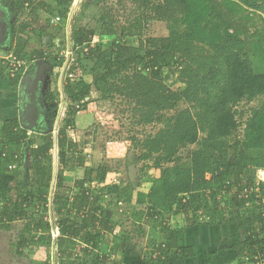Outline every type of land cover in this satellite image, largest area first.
Here are the masks:
<instances>
[{
  "label": "trees",
  "instance_id": "16d2710c",
  "mask_svg": "<svg viewBox=\"0 0 264 264\" xmlns=\"http://www.w3.org/2000/svg\"><path fill=\"white\" fill-rule=\"evenodd\" d=\"M130 1L137 3L139 13L123 28L120 38L115 29L118 21L110 15L100 18L97 29L74 26L73 48L86 46L89 58L97 56L105 72L91 82L81 79L75 87L69 78L64 87L68 106L57 142L53 131H41L55 128L59 90L49 91L42 98L36 96L44 106L37 112L41 120L30 124L32 117H15L0 124V149L8 156L9 167L14 164L21 168L29 148L36 170L34 181L21 185L26 196L5 201L0 228L11 231L12 225L21 221L17 255L23 256L25 247L35 244H55L60 264H112L101 254L91 259L101 240L112 236L119 244L133 242L130 233L120 231L122 221H117L113 213L107 214L120 204L132 203L135 183L129 177L126 184L123 178L120 184H107L111 168L105 162L86 166L72 137L78 113L97 93L111 103L121 97L123 113L130 114L136 127L160 126L154 134L130 139L137 153L131 165L144 163L147 169L161 172L148 193L138 192V209L133 213L140 236H146L145 224L156 234L149 241L152 249L144 264L199 261L198 249L184 243L180 236L197 226L231 227L235 242L230 249L243 260L240 263L264 264V105L250 111L243 138H236L246 116L241 104L264 96V0ZM72 4L73 0H51V15L64 22ZM19 6L24 8L25 3ZM45 9V4L30 3L31 20L17 31L28 34L20 35L14 49L18 60L25 61L30 55L33 61L47 62L49 53L44 47H52L55 36H47L39 26L40 12ZM245 10L252 15H244ZM256 15L261 28L256 26ZM157 22L168 24L167 36L157 37L150 30ZM61 28L58 25L56 30ZM97 35L115 38L112 47H91ZM30 39L37 46L27 52ZM129 39L132 44L127 43ZM58 57L61 67L64 57ZM76 64L77 60L70 70L72 78L76 76ZM10 69L9 74H0V81L16 89L22 69L15 74ZM176 81L178 90L171 87ZM39 104H31L29 112ZM183 104L188 107L181 108ZM56 143L59 166L52 192ZM77 169L83 174L72 185L67 184V174ZM35 197L37 203L33 205ZM36 208H42L40 218L33 216ZM50 209L54 223L49 218ZM172 218H182L185 224L174 228ZM242 231L245 237L239 240ZM214 255L199 264H211Z\"/></svg>",
  "mask_w": 264,
  "mask_h": 264
},
{
  "label": "rangeland",
  "instance_id": "374dc122",
  "mask_svg": "<svg viewBox=\"0 0 264 264\" xmlns=\"http://www.w3.org/2000/svg\"><path fill=\"white\" fill-rule=\"evenodd\" d=\"M94 1H97L96 5L94 4ZM23 2L25 3V6L24 8H21L19 5ZM30 3L37 4V6L41 4L46 5V9L43 10L45 13L40 12L42 18L40 19L41 23H39V26L44 29L47 36L53 35L55 38H53L52 47H48V45L44 47L49 53L47 62L42 64L40 60L33 61L32 57L28 55L25 60L26 64L21 68L22 71L20 74L22 78L25 79V85L26 82L28 83L27 86L29 87V93H37L39 98L46 96L49 91L59 90V109L57 112L55 128L54 130L48 128L41 131L43 134L53 131L56 141L60 122L65 116L66 108L68 106L66 93L64 92V87L69 81V72L66 76V70L68 67H66V65L69 64L68 62H70L71 65L77 60L76 76L75 78H72L73 81L71 82L73 87H75L77 82L81 79L86 82H91L95 76L105 72V66L100 62L97 56L89 58L86 46L80 47L78 50L73 48L71 36L74 26H85L89 27L87 29H97L100 18L104 15H110L118 21L115 24V29L119 36L118 38H120L123 28L130 25L131 21L139 13V10L137 3L130 0H73L69 18L62 22L63 20L51 15V8L54 9V6H50L51 0H0V58L3 61V63L0 64V74L2 75L9 74V71L11 70V64L5 57L15 55L14 49L17 47L18 39L20 37L19 34L17 35V31H20L22 25L31 20L32 10L31 12L29 10ZM243 14L252 15V12L250 10H245ZM257 16L258 15L255 16V23L257 24V28H261L262 23ZM53 19H55V22ZM58 25L62 26L60 31L56 30ZM254 28L252 29L253 31ZM150 30L157 37H165L168 35L169 29L167 23L157 22L151 26ZM114 39L106 37L102 38L97 35L89 45L91 47L97 46V48L103 47L104 49H109L112 47ZM30 40L31 42L27 47V52L32 51L37 46L35 40ZM132 42L131 39L127 40L128 44H132ZM61 46H66V48L62 50L60 49ZM56 57L61 59L64 57L61 67L58 66L59 61L56 60ZM44 68L47 69L46 73L45 75H41ZM12 69L15 74L17 69H14L13 67ZM179 86L178 81L171 85L175 90L180 89ZM19 91L20 86L14 89L7 82L0 81V124L3 120L10 117L21 119L23 113H21V106L18 103L19 101L15 103L16 108L14 107L12 111H9L11 110L10 106H12L14 101L12 97L13 95H18V98L15 99H19ZM90 99V103H87V106L85 105L83 108L84 110L78 113L76 117V131L72 134L73 139L79 144V151L82 152L80 155L86 159V166L92 167L102 162L108 164L111 168V172L107 176V184L111 183L114 176L119 175L124 179L125 184L130 177L136 185V191L132 203L130 205L120 204L114 209H111L109 214H107L108 216L114 214L116 215L117 221H122L123 227H121L120 231L130 233L134 238L133 242H122L119 244L114 241L112 236H105L101 240L99 250L94 253L91 259L96 255L101 254L102 256L107 257L108 261H111L112 264H144L148 257V252L152 249L149 245V241H152L156 234L152 233L149 224H145L144 231L146 236H140L137 232L138 225L134 220L133 213L138 209V192L148 193L154 180L161 176V172L155 169H147L146 164L144 163L135 166L131 165V162L137 158V153L134 150V145L130 139L132 136L142 138L143 136L154 134L160 129V126L147 128L136 127L130 119V114L127 112L123 113L124 107L121 104V101H123L121 97H118L113 103H111L109 101H103L101 95L93 93ZM38 103L40 104L33 108L31 111L32 113H27L28 109L24 110V118L22 119L28 117L29 114V116L32 117L29 119L30 124L37 120L38 110L41 112L44 107L41 104V101H38ZM262 105H264V96L251 103L241 104V109L246 112V116L241 120L243 126L237 133V140L243 138L245 123L251 113L250 111L258 109ZM187 107V104L181 106V108ZM41 117L38 120H41ZM34 135L37 136L38 132H35ZM233 143H235V141H233ZM58 152L56 143L53 148V173L52 180L50 181L52 192L55 189L57 182L59 166ZM7 158V154L3 153L0 149V212L3 210L5 201L9 199L15 200L18 197L22 198L26 196L24 190L21 189V185H28L33 182L36 173V170L32 168L33 158L30 154L29 148H27V153L21 168H18L14 164L9 167ZM231 160L233 159L231 158ZM262 172V175L264 176V171ZM82 174V169H77L74 172L68 173L66 176L67 184L72 185L74 179ZM259 184V182L256 184L257 187H259ZM257 191H259V189ZM250 192L252 193L254 191ZM245 193L246 195H249L248 192ZM32 202L34 203L33 205H36V197L32 198ZM40 209L42 208H36L33 211V216L35 218L41 217L42 213L39 211ZM49 218H51L52 223L55 222L51 209L49 211ZM171 224L174 228H176L177 225V227L180 228L185 224V221L182 218H172ZM214 228L216 229V237L207 239L210 241L208 244L204 241L202 245H200L198 250L199 261H191L190 264H199V262L202 263L207 261L209 253H214L217 249L221 252L216 254L220 259L219 262H217L218 264H239L241 259H237L235 252L230 249L235 242V238L232 236L233 229H231V227ZM22 229L23 223L21 221L14 223L11 231H6L0 228V264H43L45 261H49L51 264H60L55 244L51 245V247L42 244H35L31 247H25L23 256L17 255L15 244L19 241ZM53 234L55 237V230L53 231ZM244 234V231H242L239 234L238 239L243 240L245 237ZM77 252L78 250H76L75 254ZM75 254H73L74 257ZM74 257L72 259H74ZM214 257L212 258L213 262L211 264H216V262H214ZM79 260H82V258ZM82 263V261H77V264ZM180 264H187V262H182Z\"/></svg>",
  "mask_w": 264,
  "mask_h": 264
},
{
  "label": "crops",
  "instance_id": "0c3cea01",
  "mask_svg": "<svg viewBox=\"0 0 264 264\" xmlns=\"http://www.w3.org/2000/svg\"><path fill=\"white\" fill-rule=\"evenodd\" d=\"M18 34H19V36L20 35H23V37H27L28 36V34H26V33L20 34V32H17V35ZM18 42H19V39H18ZM22 80H23V78L21 79V81ZM16 98H18V97H16ZM12 99H14V101H13L12 106H10L11 107V110H9V111H12V109L14 107L16 108V104L15 103H17V101H18V99H15V96L14 95H13ZM7 119H14V117H10V118H7ZM51 197H52V195H51ZM222 227H219V228H222ZM226 227H228V226H226ZM216 235H217L216 234V229L214 227H209V226H197V227L191 228L189 230H186L185 232H183V233L180 234V236L183 238V242L184 243L189 244V245H192V246H195L198 250L200 248V245H202V243L204 241H206L207 244H208V242H210V241H208L207 239H212V238L216 237ZM184 240H186V241H184ZM214 252H215V255L214 256H216V254H218L220 252V250L217 249ZM211 253H213V252H210L209 255ZM221 255H220V258H221ZM219 260H220L219 257H217V256L214 257V262H216V264H218L217 262H219Z\"/></svg>",
  "mask_w": 264,
  "mask_h": 264
},
{
  "label": "built area",
  "instance_id": "2783aa9c",
  "mask_svg": "<svg viewBox=\"0 0 264 264\" xmlns=\"http://www.w3.org/2000/svg\"><path fill=\"white\" fill-rule=\"evenodd\" d=\"M53 21L55 22V19H53ZM5 58H6V60H8L10 62V64H11L10 68L13 67L14 69L16 68L18 70V69H21L26 64V61L18 60V58L15 55H11V56H8V57H5ZM2 63H3V61L0 58V64H2ZM68 63L69 64L66 65V67L68 66L67 70H66V76H67V73L69 72L68 73L69 78L72 79V76L70 74V70H71L70 66L72 67V64L70 65V62H68ZM120 181H121V177L119 175H116V176L113 177V180L109 184H120Z\"/></svg>",
  "mask_w": 264,
  "mask_h": 264
},
{
  "label": "water",
  "instance_id": "95a60500",
  "mask_svg": "<svg viewBox=\"0 0 264 264\" xmlns=\"http://www.w3.org/2000/svg\"><path fill=\"white\" fill-rule=\"evenodd\" d=\"M24 80L25 79H23L22 81H21V85H20V99H21V103H20V106H21V113H23L22 114V118H24V110H26L27 109V107H28V105H31V104H33L32 102L34 101V99L36 98V96H35V94L34 93H31L30 95H29V97H30V99H28L27 98V95H24V94H26L27 92H25V82H24ZM25 98V99H24ZM24 99V100H23ZM29 101H30V103H29ZM55 233H56V231H55Z\"/></svg>",
  "mask_w": 264,
  "mask_h": 264
},
{
  "label": "flooded vegetation",
  "instance_id": "af4514ba",
  "mask_svg": "<svg viewBox=\"0 0 264 264\" xmlns=\"http://www.w3.org/2000/svg\"><path fill=\"white\" fill-rule=\"evenodd\" d=\"M0 31H1V25H0ZM0 36H1V32H0ZM27 85H28V83L26 82V85H25V89H26V90H25V92H27V90H28V88H29ZM30 87H31V84H30ZM27 94H28V95H27ZM30 94H31V93H29V90H28V92H27L26 94H24V95H27V98L30 99V97H29ZM35 96H37V93L35 94ZM20 98H21V97H20V91H19V99H18V101H19V102H18L19 105H20V103H21V99H20ZM24 99H25V98H24ZM24 99H23V100H24ZM29 102H30V101H29ZM32 103H38V100L35 98L34 101H33ZM27 109H28L27 113H29L30 105H28ZM27 118L29 119L30 116H28Z\"/></svg>",
  "mask_w": 264,
  "mask_h": 264
},
{
  "label": "clouds",
  "instance_id": "9594fccd",
  "mask_svg": "<svg viewBox=\"0 0 264 264\" xmlns=\"http://www.w3.org/2000/svg\"><path fill=\"white\" fill-rule=\"evenodd\" d=\"M52 197H53V193H52ZM52 197H51V201H52Z\"/></svg>",
  "mask_w": 264,
  "mask_h": 264
}]
</instances>
